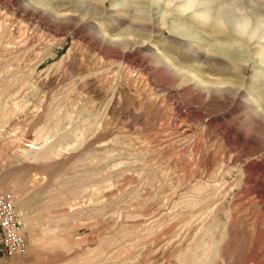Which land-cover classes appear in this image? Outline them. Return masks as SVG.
I'll return each instance as SVG.
<instances>
[{
  "label": "rangeland",
  "instance_id": "obj_1",
  "mask_svg": "<svg viewBox=\"0 0 264 264\" xmlns=\"http://www.w3.org/2000/svg\"><path fill=\"white\" fill-rule=\"evenodd\" d=\"M0 189V264H264V0H0Z\"/></svg>",
  "mask_w": 264,
  "mask_h": 264
},
{
  "label": "built area",
  "instance_id": "obj_2",
  "mask_svg": "<svg viewBox=\"0 0 264 264\" xmlns=\"http://www.w3.org/2000/svg\"><path fill=\"white\" fill-rule=\"evenodd\" d=\"M27 221L18 211L11 194L0 189V245L8 256L25 253Z\"/></svg>",
  "mask_w": 264,
  "mask_h": 264
},
{
  "label": "bare ground",
  "instance_id": "obj_3",
  "mask_svg": "<svg viewBox=\"0 0 264 264\" xmlns=\"http://www.w3.org/2000/svg\"><path fill=\"white\" fill-rule=\"evenodd\" d=\"M64 9H65V8H64ZM64 9H63V10L61 9L62 11H58V12H56V13H55V16H57V17H66V16H69V15L72 16V13H71V12H69V11H67V10H64ZM221 13L224 14V15H227L226 18H225V17H223V18L227 19V17H229V16H228L229 13H228L227 11H225V10L223 11V10H222ZM218 14H219V13H218ZM219 15H220V14H219Z\"/></svg>",
  "mask_w": 264,
  "mask_h": 264
}]
</instances>
